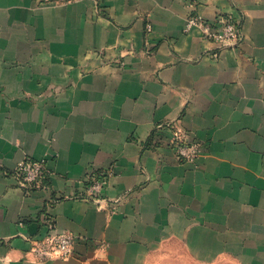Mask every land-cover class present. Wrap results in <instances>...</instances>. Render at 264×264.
<instances>
[{"label": "crops", "instance_id": "obj_1", "mask_svg": "<svg viewBox=\"0 0 264 264\" xmlns=\"http://www.w3.org/2000/svg\"><path fill=\"white\" fill-rule=\"evenodd\" d=\"M193 14L233 16L240 40L220 48ZM25 158L47 162L29 193ZM109 169L100 207L82 193ZM49 217L74 254L39 262ZM172 243L264 264V0H0V264H148Z\"/></svg>", "mask_w": 264, "mask_h": 264}, {"label": "built area", "instance_id": "obj_2", "mask_svg": "<svg viewBox=\"0 0 264 264\" xmlns=\"http://www.w3.org/2000/svg\"><path fill=\"white\" fill-rule=\"evenodd\" d=\"M190 17L188 28L193 24L198 25L203 38L214 41L220 48L233 47L241 38L240 21L231 15L220 14L213 21L197 14H193ZM147 30H152V25H148ZM214 55L216 56L218 53L216 52ZM170 142L179 161L193 162L201 152L199 143L189 142L180 130L174 132ZM46 172V158H25L19 161L12 174L16 177L18 185L26 193H29L32 189L43 185ZM112 173L113 170L109 169L108 171L89 175L85 181L83 197L103 207L102 201L105 200L102 197L103 188L108 176ZM45 220L49 230L41 238H29L31 241L30 252L33 253L35 259L39 262L71 257L74 254V234L66 231H56L54 219L49 217Z\"/></svg>", "mask_w": 264, "mask_h": 264}, {"label": "rangeland", "instance_id": "obj_3", "mask_svg": "<svg viewBox=\"0 0 264 264\" xmlns=\"http://www.w3.org/2000/svg\"><path fill=\"white\" fill-rule=\"evenodd\" d=\"M177 255V256H176ZM177 257V258H176ZM177 259V261H176ZM148 264H239L235 261H217L211 263L191 262L181 244H167L152 255Z\"/></svg>", "mask_w": 264, "mask_h": 264}]
</instances>
